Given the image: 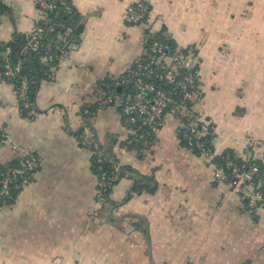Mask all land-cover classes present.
Returning <instances> with one entry per match:
<instances>
[{
  "label": "crops",
  "instance_id": "0c3cea01",
  "mask_svg": "<svg viewBox=\"0 0 264 264\" xmlns=\"http://www.w3.org/2000/svg\"><path fill=\"white\" fill-rule=\"evenodd\" d=\"M132 1L71 0L78 35H59L68 51L41 81L31 118L0 77V161L22 151L40 160L15 201L0 204V264H264V208L248 210L226 179H215L211 159L180 144L179 118L166 113L152 143L127 148L134 130L116 105L82 117L83 106L104 96L103 82L145 51L144 27L122 19ZM148 1L150 18L160 19L152 29L163 26L177 46L195 49L194 110L214 125L215 154L230 149L264 163V0ZM0 3V42L40 18L34 0ZM79 130L120 164L153 174L155 192L122 202L132 185L122 177L101 205Z\"/></svg>",
  "mask_w": 264,
  "mask_h": 264
},
{
  "label": "trees",
  "instance_id": "16d2710c",
  "mask_svg": "<svg viewBox=\"0 0 264 264\" xmlns=\"http://www.w3.org/2000/svg\"><path fill=\"white\" fill-rule=\"evenodd\" d=\"M136 1L137 0H133L132 3L128 6L136 5ZM143 3L148 7L147 12L145 13V20L147 21L145 22L146 24H126L139 25L144 27V31L146 33L144 42L145 51L118 79L108 78L103 82V91L105 93L98 102L89 106H83L81 109V115L85 119V121H87L102 106L116 105L123 118L125 119L127 125L134 130V135L131 137V141L125 143V146L127 148H144L145 144L149 145L150 143H152L155 137L153 131L158 127L162 120V118L159 119V121L155 125V128L138 127L137 124L131 125L127 120V117L122 113V100L126 94L133 93L134 82L136 81V78L139 77L142 81L150 82L158 90L166 91L170 94L172 102L174 103L179 102L182 96V92H180L179 89H173L172 85L169 84L166 80L159 79L156 74L157 71L153 70L154 64L151 63V58L155 56L156 53L152 50V44L154 42H158L166 46V48H164L163 50V53L166 55H171L175 52H181L184 54L190 53L192 55H195L196 53L195 49L190 45L185 47L177 46L173 38H171V36L167 33L165 27L162 26L156 30H153V23L149 20L151 4L148 0H143ZM54 5L55 8L53 9V11L48 12L47 15L50 23H52L51 25L53 26V28L42 35V37L40 38L39 48H37L36 50L31 49L28 44L27 33L21 32H14L10 40L0 42V77L13 86L17 95L18 110L23 117L31 118L37 111L35 107V97L41 81L48 80L52 77L53 72L58 65L59 59L68 51V47L59 40V35L67 31V28L71 29L69 33L78 35L76 25L79 14L74 8L71 0H55ZM5 9L6 7L0 3V14L5 11ZM149 38H151V42H148ZM7 49H9L8 52L6 51ZM43 55L50 56V59H48L46 62H42L40 60V57ZM6 64L9 68L15 71L14 75H7L5 73L7 70ZM145 66H147L148 69L151 68L152 72L148 73L147 70L144 69ZM16 68H18L17 71L15 70ZM193 68L195 70H198L197 65H194ZM24 79L26 82V91L25 97L21 99L19 94L21 91L22 81ZM198 83L199 81L197 80V84ZM196 91L197 92L191 100H185L190 107V114L187 116H175L179 118L181 120V123L183 124V128H180L178 130L180 144L190 149L196 155H201L202 151L212 155V163L217 169L222 170V173L227 177V181L229 184H231L233 180L232 174L234 169L241 166H244V168H249V166L255 165L257 166L258 170L255 175H253V182H256L264 174L263 162L250 158L243 159L238 153L230 149H226L219 154H215L213 146L214 125L208 117H204L199 112L194 110V105L199 99V97L197 96L199 95L198 88L196 89ZM107 98H110V100L107 101ZM193 118H201L203 121H206L208 123L209 127L204 135L199 136L198 134L191 133L189 131L188 125ZM196 130L199 131L200 128L197 127ZM82 133L83 131L81 130L76 132L75 135L77 137V140L80 139V135ZM4 139L5 134L3 130L0 129V143H2ZM197 143L201 145L202 149H198L196 147ZM89 149L92 151V153L90 152L91 170L95 174L97 180L101 179V176H104L103 186L98 187L96 182L95 188L96 200L98 201V198L100 197L101 205H106L110 202V192L113 186L122 177L132 179V185L122 202L127 201L133 194H140L142 192H155L157 188V182L153 174H142L129 165L120 164L112 151H106L100 145L97 146V142L93 144ZM31 153L38 157L35 152ZM99 158H101V161H98ZM4 164L14 166L15 164H17V156L13 160ZM38 167L36 171L38 170ZM120 167L123 170H121ZM19 191L20 189L14 190L12 192V199L1 198L0 204L13 203ZM237 193H239L240 197L245 200L243 194L238 191ZM245 202L248 210L257 209L249 207L247 201Z\"/></svg>",
  "mask_w": 264,
  "mask_h": 264
},
{
  "label": "built area",
  "instance_id": "2783aa9c",
  "mask_svg": "<svg viewBox=\"0 0 264 264\" xmlns=\"http://www.w3.org/2000/svg\"><path fill=\"white\" fill-rule=\"evenodd\" d=\"M37 9L40 12V18L27 33L28 44L31 49L36 50L40 46V38L47 31H50L53 26L47 17L48 12L53 11L55 8V0H34ZM147 6L144 5L143 0H137L136 5L127 6L122 14V19L125 23L143 25L147 22L145 20V13L147 12ZM164 46L158 42L152 44V50L156 53L151 59V63L154 64V71H157V76L161 80H166L172 85L173 89H179L182 92V96L179 102H172L170 94L164 90H158L150 82L142 81L141 78H136L134 82L133 93H128L122 100V113L127 117V120L131 125L137 124L138 127L155 128L156 123L166 113L174 116H187L190 114V107L188 106L186 99L191 100L198 88L197 80L199 79L198 70H195L194 63H190L189 56L192 54H184L181 52H175L171 55L163 53ZM7 52L9 49L6 50ZM50 59V56L43 55L40 57L42 62H46ZM148 66V65H147ZM145 66L144 69L147 72H152L151 68ZM7 75H14L15 71L8 67L6 64ZM194 69V70H193ZM16 71L18 68L15 69ZM138 75V74H136ZM26 82L22 81L20 98L25 97ZM110 98H107V101ZM189 131L202 136L207 131L209 125L201 118H193L190 121ZM200 130H196V128ZM82 148H85L89 152V149L95 144L96 138L91 133H82L78 140ZM198 149H202L200 144H196ZM94 153V151H93ZM201 156L208 159H212V155L202 151ZM247 159V158H243ZM101 161V158L98 159ZM212 163V161H211ZM39 165V158L31 152H19L17 155V164L8 165L0 162V199L8 198L12 199V192L14 190L22 189L26 184L31 182L32 177ZM215 179H226L227 177L215 167ZM243 169V170H241ZM257 166H249L244 168L241 166L233 170V180L231 186L241 194H243L245 201H247L251 208H264V174L256 182H253V175L257 172ZM104 176L97 180L98 187L103 186ZM98 192V191H97ZM98 202H101L100 197Z\"/></svg>",
  "mask_w": 264,
  "mask_h": 264
},
{
  "label": "rangeland",
  "instance_id": "374dc122",
  "mask_svg": "<svg viewBox=\"0 0 264 264\" xmlns=\"http://www.w3.org/2000/svg\"><path fill=\"white\" fill-rule=\"evenodd\" d=\"M151 12V11H150ZM154 20H153V19ZM152 18H150V22H152L153 24H155V23H157L156 24V26L158 25V22L160 21V19L159 18H154V17H152ZM158 29V28H157ZM189 61H190V63H194L195 62V59L192 57V56H189Z\"/></svg>",
  "mask_w": 264,
  "mask_h": 264
},
{
  "label": "water",
  "instance_id": "95a60500",
  "mask_svg": "<svg viewBox=\"0 0 264 264\" xmlns=\"http://www.w3.org/2000/svg\"><path fill=\"white\" fill-rule=\"evenodd\" d=\"M77 29L80 31V30L82 29V26L79 25V26L77 27ZM148 42H151V38L148 39ZM97 146H98V142H97ZM120 169L123 170L121 167H120Z\"/></svg>",
  "mask_w": 264,
  "mask_h": 264
}]
</instances>
